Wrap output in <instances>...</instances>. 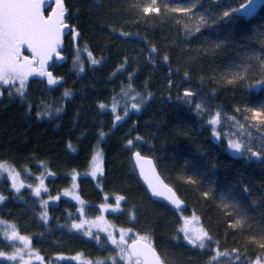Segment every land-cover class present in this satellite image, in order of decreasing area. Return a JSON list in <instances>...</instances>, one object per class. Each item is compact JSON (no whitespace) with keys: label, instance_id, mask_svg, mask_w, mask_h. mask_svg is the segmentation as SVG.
Here are the masks:
<instances>
[{"label":"trees","instance_id":"obj_1","mask_svg":"<svg viewBox=\"0 0 264 264\" xmlns=\"http://www.w3.org/2000/svg\"><path fill=\"white\" fill-rule=\"evenodd\" d=\"M244 1L64 0L51 76L0 78V264H128L99 217L164 264L264 262V4ZM134 150L185 208L151 197Z\"/></svg>","mask_w":264,"mask_h":264},{"label":"water","instance_id":"obj_2","mask_svg":"<svg viewBox=\"0 0 264 264\" xmlns=\"http://www.w3.org/2000/svg\"><path fill=\"white\" fill-rule=\"evenodd\" d=\"M263 4L264 0H245L238 12L248 19ZM66 14L64 0H0L1 54L21 56L22 61L36 64L40 72L51 76L52 63L64 59L65 37L72 28L65 19ZM230 152L235 155V148H230ZM132 157L139 179L152 198L162 200L176 209L186 207L185 201L166 182L150 155L134 150ZM127 249L142 264H164L159 251L146 238L131 239Z\"/></svg>","mask_w":264,"mask_h":264},{"label":"rangeland","instance_id":"obj_3","mask_svg":"<svg viewBox=\"0 0 264 264\" xmlns=\"http://www.w3.org/2000/svg\"><path fill=\"white\" fill-rule=\"evenodd\" d=\"M40 72L37 69V65L30 63L28 60L22 61L21 56H13L8 55L5 56L3 54L0 55V78L4 77L6 79L14 80L18 77L20 79L27 77L29 74ZM0 90V94H1ZM230 146H233V144H230ZM99 161L98 159L95 161L94 165H98ZM4 170L8 175H12L13 178L16 176L14 175V171L8 166H4ZM70 195L74 197V193L70 192ZM104 206V205H103ZM106 207H110L108 204ZM183 221L184 224L182 225L184 233L186 234V237L191 240L194 243H202L206 238V232L201 227L197 216L194 214L190 215H183ZM95 226L98 227V230H103L106 232V236L108 239H110L114 245H116L118 252L120 254L121 259L128 263V264H141V262L131 257L128 249H127V242L128 239V232L125 230H118L111 226L110 223L105 218L99 217L95 220ZM9 236L17 237L21 242H24V238L20 237L18 234L10 230L8 232ZM130 241V240H129ZM16 263V261H15Z\"/></svg>","mask_w":264,"mask_h":264}]
</instances>
